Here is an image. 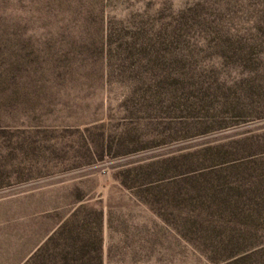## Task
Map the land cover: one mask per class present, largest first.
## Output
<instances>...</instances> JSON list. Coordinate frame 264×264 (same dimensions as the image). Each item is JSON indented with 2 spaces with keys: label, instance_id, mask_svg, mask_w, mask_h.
<instances>
[{
  "label": "rangeland",
  "instance_id": "obj_1",
  "mask_svg": "<svg viewBox=\"0 0 264 264\" xmlns=\"http://www.w3.org/2000/svg\"><path fill=\"white\" fill-rule=\"evenodd\" d=\"M0 264H264V0H0Z\"/></svg>",
  "mask_w": 264,
  "mask_h": 264
}]
</instances>
